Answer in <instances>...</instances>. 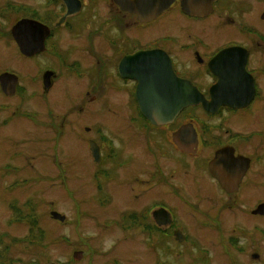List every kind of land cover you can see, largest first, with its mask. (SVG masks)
Segmentation results:
<instances>
[{
  "label": "flooded vegetation",
  "instance_id": "obj_1",
  "mask_svg": "<svg viewBox=\"0 0 264 264\" xmlns=\"http://www.w3.org/2000/svg\"><path fill=\"white\" fill-rule=\"evenodd\" d=\"M1 55L0 264H263L264 0H0ZM170 66L205 105L156 123Z\"/></svg>",
  "mask_w": 264,
  "mask_h": 264
},
{
  "label": "water",
  "instance_id": "obj_2",
  "mask_svg": "<svg viewBox=\"0 0 264 264\" xmlns=\"http://www.w3.org/2000/svg\"><path fill=\"white\" fill-rule=\"evenodd\" d=\"M164 73L156 81L157 86L163 85L166 89L160 90L157 94V97H139V102L141 108L146 111L150 108L148 101L155 103L156 101L170 102L171 105H168V108L174 112H179L183 107L190 104H197L202 101V97L198 94L196 89L192 84L185 79L176 77L175 73L168 69V71L173 74L168 76L167 69H163ZM144 93L143 83L139 85L138 94L139 96ZM156 102V103H157ZM174 104V106L172 105ZM164 106V104H162ZM264 207V204L259 206L258 210ZM56 217H59V213H53Z\"/></svg>",
  "mask_w": 264,
  "mask_h": 264
},
{
  "label": "rangeland",
  "instance_id": "obj_3",
  "mask_svg": "<svg viewBox=\"0 0 264 264\" xmlns=\"http://www.w3.org/2000/svg\"><path fill=\"white\" fill-rule=\"evenodd\" d=\"M0 62H2L4 64L9 63V61L4 58V55H3V57L1 55ZM1 145H2V143L0 141V151H1ZM39 186H40L41 189H43L44 184L41 183ZM50 186H51L50 187L51 199L54 202L55 207L57 209H60L61 208V205H60L61 204V198H60L61 195H60L59 182H51L50 183ZM80 224L82 226H84V222H80ZM48 227L51 229V232H52L51 238H54V237H56L59 234V230H60L61 225H60L59 222L54 221L53 219H49L48 220ZM255 240H256L255 244H253L251 242L250 249H253L254 251H258L260 254L262 253L261 256L264 257V240H262V238H260V237H257ZM103 246L105 248V247H107V244H105ZM246 247L249 250V247L248 246H246ZM122 249L123 248H121V249L118 250L121 254H122ZM60 250H62L61 247H59V246H52L50 248V251L49 252H50V254L53 255L52 256L53 258H55V257H58L59 258L60 255H61V253H62ZM69 250H70V248H69ZM122 255H126L125 256V259H123L126 264H142V263H140V261H136V260H134V258L128 257V256H135L132 252H130L128 254L127 253L126 254H122ZM236 257L238 258L239 262H242V263L247 262L248 259L251 258L247 254H243V253H240V252H236ZM167 258L173 260L174 261V264H178L174 260V257L173 256L169 255V256H167ZM142 262H143V264H146L145 259L142 260ZM164 264H166V263H164ZM196 264H203V263H198L197 262ZM212 264H232V261H231V258L229 256H227V255H226V257H224L222 255H218L217 259L214 260ZM255 264H257V263H255ZM263 264H264V261H263Z\"/></svg>",
  "mask_w": 264,
  "mask_h": 264
}]
</instances>
